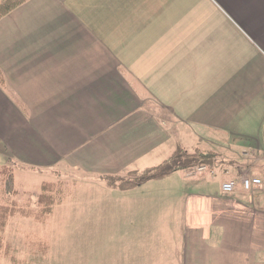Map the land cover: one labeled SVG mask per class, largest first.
<instances>
[{"label": "crops", "instance_id": "obj_1", "mask_svg": "<svg viewBox=\"0 0 264 264\" xmlns=\"http://www.w3.org/2000/svg\"><path fill=\"white\" fill-rule=\"evenodd\" d=\"M0 69L15 157L99 177L158 165L188 138L217 155L220 180L187 173L197 188L166 195L182 221L172 264H264V193L222 188L264 179V0H28L0 19Z\"/></svg>", "mask_w": 264, "mask_h": 264}, {"label": "rangeland", "instance_id": "obj_2", "mask_svg": "<svg viewBox=\"0 0 264 264\" xmlns=\"http://www.w3.org/2000/svg\"><path fill=\"white\" fill-rule=\"evenodd\" d=\"M168 120L167 129L172 131L173 123L171 118ZM175 141L178 147L188 146V138ZM241 141L237 140L239 144ZM223 142L232 146L231 138L220 139ZM228 149L222 158H233L231 161L238 163L236 152ZM3 167L15 170L19 192L6 191L0 172V204H14L35 214L41 209L36 200L44 181L55 185L56 204L45 222L21 212L8 218L4 229H0V264H172L176 248L173 242L182 221L174 214L173 197L168 199L166 195L178 194L176 189L197 188L187 173L193 177L217 175L219 181L221 169L207 165L200 170L197 165L128 192L119 184L110 186L93 172L63 163L41 165L21 160L0 143V170ZM128 193H132L131 199ZM144 193H148L144 195L147 200L138 197Z\"/></svg>", "mask_w": 264, "mask_h": 264}, {"label": "trees", "instance_id": "obj_3", "mask_svg": "<svg viewBox=\"0 0 264 264\" xmlns=\"http://www.w3.org/2000/svg\"><path fill=\"white\" fill-rule=\"evenodd\" d=\"M28 0H0V19L10 13L18 6L24 4ZM5 78L0 69V83H4ZM215 153H204L200 149H194L189 152L187 148L180 146L167 159L158 165L148 167L142 170H132L126 173L102 174L100 179L106 181L110 186L119 184L121 190H129L136 188L148 181L165 178L177 171H187L194 166H214ZM199 168V167H198ZM5 178L6 191L10 194H18V184L15 170H10L9 167H3L0 170ZM43 191L37 193V204L41 209L35 214L28 211L18 209L16 205L0 204V229H4L8 218L17 212L25 216L33 215L35 219L45 222L53 213V206L56 204L55 188L53 182L44 181ZM2 247L0 239V250Z\"/></svg>", "mask_w": 264, "mask_h": 264}, {"label": "built area", "instance_id": "obj_4", "mask_svg": "<svg viewBox=\"0 0 264 264\" xmlns=\"http://www.w3.org/2000/svg\"><path fill=\"white\" fill-rule=\"evenodd\" d=\"M206 166L200 167V170H204ZM242 186L244 190L255 195L257 193L264 192V179L253 173H245L239 178L231 179L222 184V188L225 192H233L238 186ZM261 191V192H260Z\"/></svg>", "mask_w": 264, "mask_h": 264}]
</instances>
